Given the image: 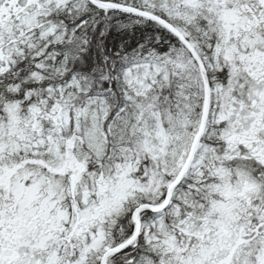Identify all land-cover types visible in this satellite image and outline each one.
<instances>
[{"label": "snow or ice", "instance_id": "obj_1", "mask_svg": "<svg viewBox=\"0 0 264 264\" xmlns=\"http://www.w3.org/2000/svg\"><path fill=\"white\" fill-rule=\"evenodd\" d=\"M0 264H264V0H0Z\"/></svg>", "mask_w": 264, "mask_h": 264}]
</instances>
